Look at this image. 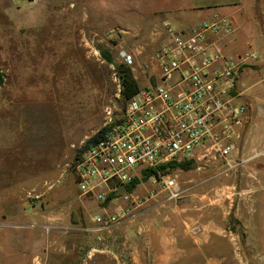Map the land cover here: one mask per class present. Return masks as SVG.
I'll use <instances>...</instances> for the list:
<instances>
[{
    "label": "rangeland",
    "instance_id": "rangeland-1",
    "mask_svg": "<svg viewBox=\"0 0 264 264\" xmlns=\"http://www.w3.org/2000/svg\"><path fill=\"white\" fill-rule=\"evenodd\" d=\"M223 17L224 56L257 57L239 68L236 150L174 172V199L150 179L105 209L83 197L76 155L125 104L118 51L143 88L167 25ZM0 264H264V0H0Z\"/></svg>",
    "mask_w": 264,
    "mask_h": 264
},
{
    "label": "built area",
    "instance_id": "built-area-1",
    "mask_svg": "<svg viewBox=\"0 0 264 264\" xmlns=\"http://www.w3.org/2000/svg\"><path fill=\"white\" fill-rule=\"evenodd\" d=\"M166 27L167 40L152 56L154 67L147 85L122 108H103L99 137L72 166L80 194L102 209L104 203L117 199L120 187L141 181L145 172L174 199L180 185L172 174L182 170L180 164L224 160L237 148L247 109L237 93L239 68L255 61L256 55L241 54L236 61L224 56L215 39L234 31L224 17L191 29ZM118 60L126 67L135 63L134 55L124 49L118 51ZM122 196L127 199L129 192ZM152 196L147 194L144 201ZM124 215L123 211L105 213L92 220L106 227Z\"/></svg>",
    "mask_w": 264,
    "mask_h": 264
},
{
    "label": "trees",
    "instance_id": "trees-1",
    "mask_svg": "<svg viewBox=\"0 0 264 264\" xmlns=\"http://www.w3.org/2000/svg\"><path fill=\"white\" fill-rule=\"evenodd\" d=\"M103 57L111 62L112 59L108 53L103 52L102 53ZM116 75L119 79V83L121 86V95L123 98V101L126 103V101L130 100L138 91L141 87H139L137 80L134 78L131 70L129 67H126L122 64L118 65L115 69ZM99 137V132L93 135L90 139H88L84 146L78 151L80 153L83 149L89 146L90 143L94 142L97 138ZM78 154L76 155V157ZM174 168L175 165L172 164L170 165V168ZM180 167L183 171L188 170L189 168L191 169V164L186 162L180 164ZM150 176V173H144L143 178L140 180H134L131 184L127 185V188L129 192H132L137 186H139L141 183H144L148 180ZM110 198H115L114 194L110 196Z\"/></svg>",
    "mask_w": 264,
    "mask_h": 264
},
{
    "label": "crops",
    "instance_id": "crops-1",
    "mask_svg": "<svg viewBox=\"0 0 264 264\" xmlns=\"http://www.w3.org/2000/svg\"><path fill=\"white\" fill-rule=\"evenodd\" d=\"M240 26V25H239ZM183 28V27H181ZM220 43V47L221 49L226 53V54H229V53H232V52H235L237 46L236 45V42L234 41H230V43L226 42V40H220L219 41Z\"/></svg>",
    "mask_w": 264,
    "mask_h": 264
},
{
    "label": "water",
    "instance_id": "water-1",
    "mask_svg": "<svg viewBox=\"0 0 264 264\" xmlns=\"http://www.w3.org/2000/svg\"><path fill=\"white\" fill-rule=\"evenodd\" d=\"M155 82V78L154 76L151 77L150 79V83L153 84ZM195 164L192 165V168H195ZM129 192L128 188L126 186H122L120 187L117 192L115 193L116 196H121L123 194H127ZM71 222L72 223H76L77 220H76V216L75 215H72V219H71Z\"/></svg>",
    "mask_w": 264,
    "mask_h": 264
}]
</instances>
